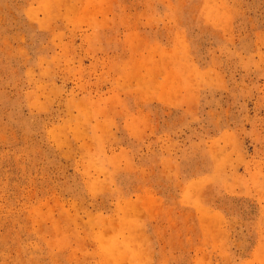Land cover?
<instances>
[{
	"label": "rangeland",
	"instance_id": "1",
	"mask_svg": "<svg viewBox=\"0 0 264 264\" xmlns=\"http://www.w3.org/2000/svg\"><path fill=\"white\" fill-rule=\"evenodd\" d=\"M0 264H264V0H0Z\"/></svg>",
	"mask_w": 264,
	"mask_h": 264
},
{
	"label": "crops",
	"instance_id": "2",
	"mask_svg": "<svg viewBox=\"0 0 264 264\" xmlns=\"http://www.w3.org/2000/svg\"><path fill=\"white\" fill-rule=\"evenodd\" d=\"M148 170L149 169H146V168H143L140 166V168H138L136 170V174H134L133 183L131 185V188H129L128 186L124 187L123 181H120L121 186L124 188L125 191H127V193H130V194H132L133 191H135V189H137L139 191V194H143L142 192L147 190V189H151L153 191L155 190L158 194H160V191L162 190L161 181H152L151 180L152 176L150 175V172H147ZM122 179L123 178H121V180ZM130 194H127V196H126L128 199H130L129 198ZM164 201H166V197H165ZM158 204H160V206H157V208H156V210H154V212L160 210L161 208H163V211H164V214L161 217L157 218L156 221L158 223L161 222V220H159V218H162V217L164 219H166L168 222L174 221L175 218L180 219L179 215H177L175 211H173L172 209H169V207H171L170 205H167L166 203H163V204L158 203ZM169 204L172 205V203H169ZM161 205H163V206H161ZM144 206H145V208H148V207L152 206V203H140L139 207H144ZM180 214L182 216V219H180L181 222L184 223L186 230L189 229V223H190L189 222L190 221L189 214H191V208L188 209L187 211H184L183 213H180ZM176 215H177V217H176ZM195 221H196V224L195 223L194 224L197 225L196 227H197L198 235L204 241L205 235L201 229V224L199 225V219L197 218V220H195ZM152 222H150L149 225L152 224ZM159 231H163V230L160 227H156L153 230V233L159 234L158 233Z\"/></svg>",
	"mask_w": 264,
	"mask_h": 264
}]
</instances>
